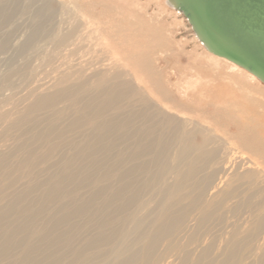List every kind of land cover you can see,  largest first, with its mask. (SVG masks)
Wrapping results in <instances>:
<instances>
[{"label": "bare ground", "instance_id": "1", "mask_svg": "<svg viewBox=\"0 0 264 264\" xmlns=\"http://www.w3.org/2000/svg\"><path fill=\"white\" fill-rule=\"evenodd\" d=\"M0 2L1 23L15 14L10 10L23 8L22 0ZM163 4L175 8L171 0ZM34 16L38 22L20 51L49 41L56 60L69 66L44 90L0 108V264H264V97L218 72L214 84L201 86L209 100L176 99L162 87L156 105L145 96L148 85L139 87L150 61L134 34L91 29L83 16L65 5L55 13L47 1ZM224 36L218 34L219 40L234 47ZM110 39L120 48L113 49ZM203 47L218 64L224 60L257 80ZM146 75L150 88L160 87ZM203 119L213 127H203ZM42 124L41 131L34 130ZM84 129L96 139L79 144L72 157H57ZM107 136L122 139L121 169L90 182L82 167L100 164L92 152L109 151ZM42 144L49 146L37 147ZM139 175L137 189L133 179ZM84 183L93 187L79 198ZM95 201L103 208L87 207ZM227 212L240 216L247 228L241 236L234 232L222 248L204 249L210 230L229 227ZM59 223L64 231L54 228ZM91 228L95 235L76 245L79 231Z\"/></svg>", "mask_w": 264, "mask_h": 264}, {"label": "rangeland", "instance_id": "2", "mask_svg": "<svg viewBox=\"0 0 264 264\" xmlns=\"http://www.w3.org/2000/svg\"><path fill=\"white\" fill-rule=\"evenodd\" d=\"M44 1L48 2L49 8L55 13L60 11L62 5H65L70 10H73V12L83 16V19L85 21L87 20L91 29L99 28L101 29L100 31H104V33L111 32L112 34L117 32L120 28H123L125 29L123 35L129 33L134 34L137 39L140 40L141 50L148 53L149 56L150 62L148 67L144 69L145 71H143L145 73L144 76L146 77L148 73L155 78V81L160 82V87H157V89H153V87L150 88L148 79H145L143 76L144 81H141V84L139 83V87L146 89V85H148L147 89L149 90L146 89L145 96L151 99L156 105L159 103L156 98L157 91L162 87L166 88L176 99L181 98L180 100L188 101V98L190 99L192 95H194V97L196 96L203 101L209 100V93L206 91L201 93V86L203 85L204 88L208 83L214 84L212 79L218 72H220L226 80L232 78L244 86L247 91H252L253 94L262 95L264 97V84L258 78L257 80L253 79L245 73L228 66L224 60L222 63L218 64L215 59L209 56L208 51L203 47V44L194 33L185 16L175 8L166 7L163 4V0H36L34 3L31 2V0H22V9L17 12L15 10H10V12L15 13L10 20L2 23L0 21V108H9L11 102H23L31 91L36 89L44 90L46 86L52 84V81L54 82L55 78L60 74L59 71L69 66L64 62L63 58L56 60L58 52H55L54 46L49 41L48 43L47 41H39L37 43L38 46H36V44L35 46L29 47V50L26 49L25 52L20 51L21 44L24 43L26 36L30 34L32 28L36 26V21L38 22V19L34 16L35 11L37 8L42 7ZM3 2H0V5ZM58 17L59 16L55 18L52 17L51 23L55 22ZM127 29H129V32ZM9 36L11 37L9 43L3 47V39ZM97 41L99 43L102 42L99 38ZM110 43H112L111 47L115 46L113 48L115 49L117 44L111 39L109 40V44ZM40 46L41 48H39ZM74 48V46L70 47L72 50ZM119 48L120 46L117 45L116 49ZM51 58L54 64L53 62H48ZM71 59L66 60L69 62L68 64H70V66L71 63H74ZM163 104L171 106L172 103L165 102ZM186 116L189 118L193 116V113L187 111ZM199 123H202L203 127L207 129L213 127V125H210L208 121H204V119ZM42 126L44 127L43 124L36 128L34 127V130L41 131ZM82 131L75 135V145L71 147L64 146L57 157L60 156L61 159L72 157L80 149V147H78L79 144L81 145L96 139L88 130L84 129ZM69 134L70 133L66 135L65 133L64 136L69 137L72 133ZM219 134L223 137L222 132ZM220 136L218 139L222 140ZM229 140L232 141V138L230 137ZM106 142L107 146L110 145V149L107 148L109 151H105L107 153H105L102 148H98L92 152L93 156L99 159L100 164L96 162H88L85 166L83 164L84 167H82V169L88 170L90 173V182L93 179H104L105 172L108 173L114 169H121V164H119L117 160L124 146L122 144V139L119 136H114L112 138L107 136ZM231 144L232 142H230L229 145ZM229 145H225V147L230 149ZM48 146V144H42L37 147L47 148ZM15 158L13 156V160H15ZM140 179V175L135 176L133 179V184L137 189L142 182ZM113 183L115 184V181H113ZM118 184L117 182L116 185ZM92 187L93 186L84 183L83 186L78 189V197L81 198V196H85L87 198ZM95 202L96 203L93 202V204L89 203V205L87 203L86 205L88 208H93V205L97 204L96 208H103L102 204H99L98 201ZM232 204L233 201H230L227 208L230 209ZM53 206L54 205H51V208ZM71 206L72 204L67 205V207L72 209ZM231 214V212H227L225 218V222L229 223L228 228H224L226 223L223 226L219 224L205 235V242L203 241L202 243L203 246H205L203 247L204 249L214 251L218 248H222L234 232H238V236L242 235V232L247 228L246 224L242 223L244 220L238 215L233 216V214ZM75 217H77L76 214H72V218ZM77 219L78 218H75L74 220ZM35 222L38 226L40 221L38 220ZM54 228H57V230L61 228V230L64 231L66 226L59 223L55 225ZM93 231L94 229L92 228L90 230H83L82 232L79 231L75 244H80L83 238L94 236L95 232ZM63 250L69 251L71 248L66 247ZM205 262L206 260H203V264H205ZM13 263L14 261L11 264Z\"/></svg>", "mask_w": 264, "mask_h": 264}, {"label": "water", "instance_id": "3", "mask_svg": "<svg viewBox=\"0 0 264 264\" xmlns=\"http://www.w3.org/2000/svg\"><path fill=\"white\" fill-rule=\"evenodd\" d=\"M171 1L209 51L245 68L264 83V0ZM218 34L232 38L228 43L234 47L224 45Z\"/></svg>", "mask_w": 264, "mask_h": 264}]
</instances>
